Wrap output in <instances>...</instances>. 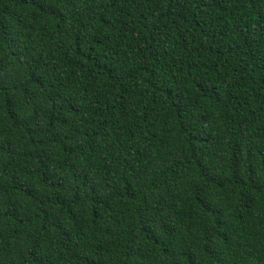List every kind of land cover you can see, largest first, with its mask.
Here are the masks:
<instances>
[{
    "label": "trees",
    "instance_id": "1",
    "mask_svg": "<svg viewBox=\"0 0 264 264\" xmlns=\"http://www.w3.org/2000/svg\"><path fill=\"white\" fill-rule=\"evenodd\" d=\"M0 264H264V0H0Z\"/></svg>",
    "mask_w": 264,
    "mask_h": 264
}]
</instances>
